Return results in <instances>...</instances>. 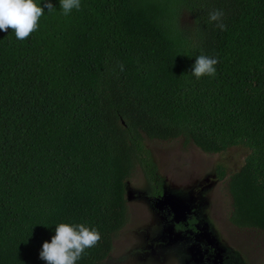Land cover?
<instances>
[{"label": "trees", "instance_id": "trees-1", "mask_svg": "<svg viewBox=\"0 0 264 264\" xmlns=\"http://www.w3.org/2000/svg\"><path fill=\"white\" fill-rule=\"evenodd\" d=\"M50 2L26 40L0 31V264H46L60 223L97 229L76 264H105L133 171L163 189L147 140L248 148L229 221L264 233V0H81L68 15ZM201 54L214 77L192 75Z\"/></svg>", "mask_w": 264, "mask_h": 264}, {"label": "rangeland", "instance_id": "rangeland-1", "mask_svg": "<svg viewBox=\"0 0 264 264\" xmlns=\"http://www.w3.org/2000/svg\"><path fill=\"white\" fill-rule=\"evenodd\" d=\"M147 146L164 178L163 195L180 203L183 221L195 217L196 230L176 228L171 211L156 206L137 167L126 184L127 223L116 234L105 264H214L209 251L214 246L222 264H264V233L236 228L229 221L227 179L249 149L239 145L206 153L182 138L147 140ZM218 165L225 168L223 179Z\"/></svg>", "mask_w": 264, "mask_h": 264}, {"label": "clouds", "instance_id": "clouds-1", "mask_svg": "<svg viewBox=\"0 0 264 264\" xmlns=\"http://www.w3.org/2000/svg\"><path fill=\"white\" fill-rule=\"evenodd\" d=\"M53 9L50 0H46L44 7L35 0H0V31L11 29L18 40H26L38 29L40 18L44 15V8ZM60 7L64 15L70 14L73 9L80 10L81 0H60ZM224 12L212 10L208 15V23H215L220 31H226ZM218 59L207 55H198L192 69V75L197 79L204 76L214 77ZM124 70L123 64L119 65ZM101 240V234L95 228L84 224L70 225L60 223L56 226L55 235L51 242L45 241L40 251V258L46 264H76L86 249L95 247Z\"/></svg>", "mask_w": 264, "mask_h": 264}, {"label": "water", "instance_id": "water-1", "mask_svg": "<svg viewBox=\"0 0 264 264\" xmlns=\"http://www.w3.org/2000/svg\"><path fill=\"white\" fill-rule=\"evenodd\" d=\"M155 203L159 208L168 206L171 212L173 213V219L176 223L182 220L183 209L174 196L169 194H164L162 195V198L156 199Z\"/></svg>", "mask_w": 264, "mask_h": 264}, {"label": "flooded vegetation", "instance_id": "flooded-vegetation-1", "mask_svg": "<svg viewBox=\"0 0 264 264\" xmlns=\"http://www.w3.org/2000/svg\"><path fill=\"white\" fill-rule=\"evenodd\" d=\"M163 189H161V191L156 195V196H153V195H151V196H153V197H155V201L154 202H156V199H158V198H162L161 196L163 195ZM156 204V203H155ZM157 206V205H156ZM158 207V206H157ZM168 208L169 210H170V208L168 207V206H164V207H162V208ZM159 208V207H158ZM168 209H166V211H168ZM171 211V210H170ZM172 213V212H171ZM172 215H173V213H172ZM192 220H193V222H192ZM186 222V223H185ZM191 224L193 225V227L191 226ZM195 217H190L189 219H187V220H181V221H179V222H175V226L176 225H178V226H180V227H177L176 226V228L177 229H186V228H188V229H191V230H193V231H195L196 230V227H195ZM209 251H211L212 253H213V259H212V262L214 263V264H222L221 262H220V260L218 259V258H220L221 257V253H220V251L219 250H217V248L214 246V247H211V249H209ZM219 260V261H218Z\"/></svg>", "mask_w": 264, "mask_h": 264}]
</instances>
